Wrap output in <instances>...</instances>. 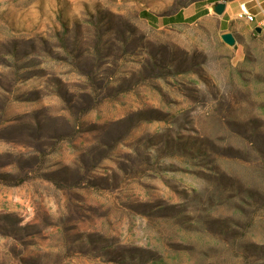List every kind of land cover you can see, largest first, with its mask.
Listing matches in <instances>:
<instances>
[{
    "label": "rangeland",
    "instance_id": "374dc122",
    "mask_svg": "<svg viewBox=\"0 0 264 264\" xmlns=\"http://www.w3.org/2000/svg\"><path fill=\"white\" fill-rule=\"evenodd\" d=\"M199 1L218 0H0L5 118L78 117L55 170L0 163V264H264V197L231 187L264 195V35L226 44L214 4L181 16Z\"/></svg>",
    "mask_w": 264,
    "mask_h": 264
},
{
    "label": "trees",
    "instance_id": "16d2710c",
    "mask_svg": "<svg viewBox=\"0 0 264 264\" xmlns=\"http://www.w3.org/2000/svg\"><path fill=\"white\" fill-rule=\"evenodd\" d=\"M17 90L16 84L0 85V92L4 91L9 95V97H0V129L6 134L16 130L19 138L14 147L0 152V163L2 169L6 171L5 176L9 179H13L14 172L16 174L19 173V176L21 173V178L17 179L18 183H20L24 181V177L30 178V175L50 172L56 169L55 165L50 164V160L55 157L62 144L68 142V139L76 132L78 117L67 114L65 111L51 110L48 107L45 119L40 120L38 118L34 124L31 123L32 125L30 123L20 126L13 125V121L5 117L13 107L12 105L20 101L13 98ZM40 101L39 99L35 100L37 104H40ZM95 103V100L85 97L78 105L88 111V107L92 109ZM100 148L105 149L103 147ZM252 150H257V148L254 147ZM88 155L91 159L94 158L92 153ZM103 160L99 162V165ZM83 167L82 161L80 162V167L77 166L76 170L73 171L74 175H72V178L75 181V186H71V189H79L81 187L80 181L84 179ZM98 169L97 166H93L91 170H88V173L90 175L91 173L97 174ZM46 179L49 181V178ZM231 181L233 182L231 187H236L239 196L238 201L241 204L251 205V202L254 203L263 199L264 195L257 191L255 187L246 188V185L240 179ZM236 206L243 211L240 205L236 204ZM255 222L256 220L253 219L252 225ZM257 248L260 249V247Z\"/></svg>",
    "mask_w": 264,
    "mask_h": 264
},
{
    "label": "crops",
    "instance_id": "0c3cea01",
    "mask_svg": "<svg viewBox=\"0 0 264 264\" xmlns=\"http://www.w3.org/2000/svg\"><path fill=\"white\" fill-rule=\"evenodd\" d=\"M242 3H247L250 11L256 16L253 23L248 22L240 12L239 7ZM212 4L215 7L219 5L223 6L221 13H218L216 16L222 34L230 33L237 41L235 30L246 27L248 31H254L255 35H264V26L262 25V20L264 19V0H218ZM212 4H204V1L194 2L181 12V16L184 19L193 18L202 11H208L206 16H209ZM259 28L260 31L258 32L257 29ZM237 57L239 61L244 60L243 50H238Z\"/></svg>",
    "mask_w": 264,
    "mask_h": 264
},
{
    "label": "water",
    "instance_id": "95a60500",
    "mask_svg": "<svg viewBox=\"0 0 264 264\" xmlns=\"http://www.w3.org/2000/svg\"><path fill=\"white\" fill-rule=\"evenodd\" d=\"M222 7H223L222 5L221 6L219 5V6L215 7L217 13H221V11L223 9ZM257 31L259 32L260 28L257 29ZM221 38L226 44H228L230 46H233L236 43L235 37L232 34H230V33L222 34Z\"/></svg>",
    "mask_w": 264,
    "mask_h": 264
},
{
    "label": "built area",
    "instance_id": "2783aa9c",
    "mask_svg": "<svg viewBox=\"0 0 264 264\" xmlns=\"http://www.w3.org/2000/svg\"><path fill=\"white\" fill-rule=\"evenodd\" d=\"M252 1H255V0H252ZM239 8H240V12H242L243 15H247L249 17L250 22L253 23L255 21L256 16L250 11L247 3H242ZM262 25L264 26V19L262 20Z\"/></svg>",
    "mask_w": 264,
    "mask_h": 264
},
{
    "label": "bare ground",
    "instance_id": "6f19581e",
    "mask_svg": "<svg viewBox=\"0 0 264 264\" xmlns=\"http://www.w3.org/2000/svg\"><path fill=\"white\" fill-rule=\"evenodd\" d=\"M242 13V12H241ZM243 14V13H242ZM245 16V18H246V20L248 21V22H250V19H249V17L247 16V15H244Z\"/></svg>",
    "mask_w": 264,
    "mask_h": 264
}]
</instances>
